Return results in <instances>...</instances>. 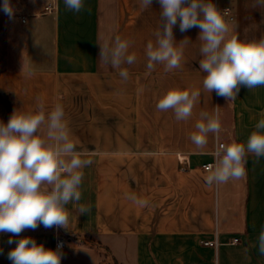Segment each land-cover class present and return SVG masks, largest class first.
<instances>
[{"label":"crops","instance_id":"0c3cea01","mask_svg":"<svg viewBox=\"0 0 264 264\" xmlns=\"http://www.w3.org/2000/svg\"><path fill=\"white\" fill-rule=\"evenodd\" d=\"M11 1L12 19L0 0V121L7 123L14 109L35 110L38 99L47 111L60 103L71 138L93 160L83 169L80 201L91 212L80 215L69 204L68 229L40 225L20 237L51 249L62 243L61 264H264L253 247L264 227V157H247L243 179L208 185L202 164L214 163L215 138L209 135L204 152L189 139L200 112L211 114L219 105L227 130L221 141L230 142V133L246 143L264 118V86L241 87L229 103L204 92L200 30L181 33L178 25L176 41H192L182 67L165 72L156 65L149 73L145 48L160 23L158 0L144 11L140 0H84L79 13L66 10L64 0H54L50 12L42 10L48 0ZM213 3L231 6L242 40L264 36V8H253V0ZM110 34L129 40L136 55L135 63L122 65L127 82L119 70L101 67L98 41ZM174 88L201 91L187 121L156 108ZM147 151L157 155H143ZM131 193L149 205L134 204L127 198ZM10 236L0 234V264H11L7 255L16 245L7 243ZM206 239L217 244H204Z\"/></svg>","mask_w":264,"mask_h":264},{"label":"clouds","instance_id":"9594fccd","mask_svg":"<svg viewBox=\"0 0 264 264\" xmlns=\"http://www.w3.org/2000/svg\"><path fill=\"white\" fill-rule=\"evenodd\" d=\"M160 23L154 32L155 41L146 44L147 70L156 65L165 72L182 67L185 48L192 41L185 37L176 41L173 28L178 25L181 33L198 28L200 42L199 70L205 73L204 92L234 101L241 87L248 90L264 86V36L242 40L236 34V21L230 18V10H220L213 0H158ZM153 0H140V10L151 7ZM66 10L79 13L84 0H64ZM253 8H264V0H253ZM2 10L12 19L15 9L10 0H3ZM101 67L119 70L122 82L129 79V71L122 65L136 62L130 53L131 42L110 34L98 41ZM28 75H32L29 71ZM201 96L200 90H168L156 104L158 111L172 110L177 121H187ZM220 106L213 113L201 111L189 139L196 151L204 152L209 135L216 141L211 153L214 163L206 166L208 185H222L245 177V165L249 155L264 157V118L259 119L246 143L231 138L221 142L222 127ZM143 155L152 157L155 152ZM91 153L78 148L71 138L68 121L62 104L56 103L47 111L38 99L35 110L13 111L7 123L0 121V234H11L8 244H15L7 255L11 264H61L63 244L56 249L38 244L32 237H20L27 230L44 228L68 229L70 214L68 205L82 214H89L91 207L80 203L83 169L92 165ZM141 208L147 207V199L134 193L127 197ZM12 237H20L13 239ZM264 256V227L253 245ZM0 249V253H2ZM248 249H245L247 253Z\"/></svg>","mask_w":264,"mask_h":264},{"label":"built area","instance_id":"2783aa9c","mask_svg":"<svg viewBox=\"0 0 264 264\" xmlns=\"http://www.w3.org/2000/svg\"><path fill=\"white\" fill-rule=\"evenodd\" d=\"M54 8H55V1H54V0H48V1L44 4L42 10H43V12H50V11H52ZM224 9H229V10H230V18L232 19V18H233V14H232L231 6H230V5H224V6L221 7L220 10L222 11V10H224ZM21 20H22V21H25V17L22 16V17H21ZM221 142L225 143L224 141H221ZM214 150H215V148H214ZM214 150H213V151H214ZM208 164H211V162L203 163V164H202V167L205 168V169H207L206 166H207ZM232 241H237V237H233ZM202 242H203L204 244H210V245H216V244H217V240H216V239H206V240H203Z\"/></svg>","mask_w":264,"mask_h":264},{"label":"rangeland","instance_id":"374dc122","mask_svg":"<svg viewBox=\"0 0 264 264\" xmlns=\"http://www.w3.org/2000/svg\"><path fill=\"white\" fill-rule=\"evenodd\" d=\"M11 2H17L16 0H12Z\"/></svg>","mask_w":264,"mask_h":264}]
</instances>
